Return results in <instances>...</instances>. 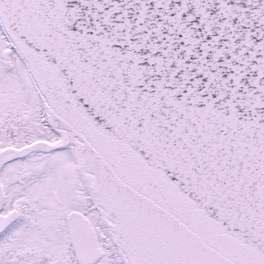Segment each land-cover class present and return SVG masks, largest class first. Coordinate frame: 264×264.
<instances>
[{"label": "snow or ice", "instance_id": "6c2138e0", "mask_svg": "<svg viewBox=\"0 0 264 264\" xmlns=\"http://www.w3.org/2000/svg\"><path fill=\"white\" fill-rule=\"evenodd\" d=\"M0 264H264V0H0Z\"/></svg>", "mask_w": 264, "mask_h": 264}]
</instances>
